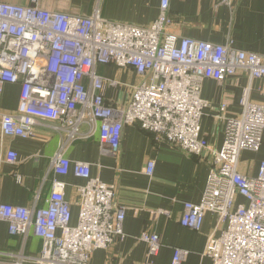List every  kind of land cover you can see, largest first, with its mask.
<instances>
[{
  "label": "built area",
  "instance_id": "obj_1",
  "mask_svg": "<svg viewBox=\"0 0 264 264\" xmlns=\"http://www.w3.org/2000/svg\"><path fill=\"white\" fill-rule=\"evenodd\" d=\"M43 1L51 0L0 1V95L6 85L21 86L16 112L0 114V140L35 139L39 127L51 128L64 136L52 170L58 176L73 172L86 184L77 187L75 226L66 184L57 180L42 208L0 204V222L8 224L10 236L26 238L33 231L43 243L38 257L20 254L10 264H90L96 250L125 238L126 208L115 205V186L92 177L89 163L64 154L70 144L98 132L102 150L116 156L124 128L136 124L184 152L210 156L202 201L186 203L180 219L185 228L200 231L207 213L217 216L223 228L209 237L204 255L213 264H264V161L255 177L238 170L242 152L262 147L264 101L245 96L238 116H227L223 104L217 117L224 122V140L216 149L202 135L210 104L201 96L206 80L223 82L239 72L264 83V54L178 37L169 30L171 0H160L158 18L147 27L108 20L98 9L90 16L52 11ZM110 65L143 78L128 87L124 103L106 102V90L118 82L100 76L97 67ZM5 158L18 163L14 151ZM154 169L151 160L146 174L152 177ZM139 240L150 257L159 254L157 234L144 232ZM188 255L176 249L172 264Z\"/></svg>",
  "mask_w": 264,
  "mask_h": 264
},
{
  "label": "crops",
  "instance_id": "obj_2",
  "mask_svg": "<svg viewBox=\"0 0 264 264\" xmlns=\"http://www.w3.org/2000/svg\"><path fill=\"white\" fill-rule=\"evenodd\" d=\"M28 5V0H0ZM48 10L72 15L90 16L95 10L112 21L147 27L159 15L160 0H51L43 1ZM170 32L180 38H192L211 44L230 46L236 50L264 54V0H171ZM97 73L105 79L118 82L105 92L108 104L124 103L129 86L138 85L143 78L130 69L113 65L98 66ZM21 86L6 85L0 95V114L16 112ZM202 98L209 102L202 119V135L210 146L221 149L224 140V122L218 119L219 108L227 106V116H238L243 111L245 96L253 102L264 101V83L239 72L223 82L206 80ZM84 128V131H87ZM35 139L5 138L0 140V204L42 208L53 191L54 181L66 184L65 196L71 204L72 222L79 219L77 187L86 181L73 172L58 176L51 167L63 135L38 128ZM18 154V163L7 162L6 154ZM65 157L71 161L89 163L91 176L98 177L116 189V206L126 208L125 238L107 249L96 250L90 264H172L176 249L189 252L181 264H213L204 251L211 235L219 236L223 225L216 215L207 213L200 231L181 225L186 203L202 201L210 167V156L198 157L156 139L153 133L138 124L126 126L122 133L119 153H105L99 134L70 144ZM155 162L154 174L149 177L146 168ZM264 161L263 144L258 152H242L238 170L255 177ZM241 200V199H240ZM166 211L169 216L154 212ZM144 232L157 234L161 249L157 256L148 255V246L139 240ZM42 240L31 231L26 238L10 236L8 224L0 222V264H10L20 254L36 258L42 250ZM20 258V257H19Z\"/></svg>",
  "mask_w": 264,
  "mask_h": 264
}]
</instances>
